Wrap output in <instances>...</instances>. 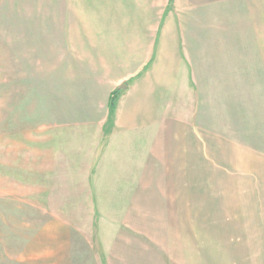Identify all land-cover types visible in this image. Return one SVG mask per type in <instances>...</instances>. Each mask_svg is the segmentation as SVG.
<instances>
[{
  "label": "crops",
  "instance_id": "1",
  "mask_svg": "<svg viewBox=\"0 0 264 264\" xmlns=\"http://www.w3.org/2000/svg\"><path fill=\"white\" fill-rule=\"evenodd\" d=\"M114 1H58L53 109L8 133L16 173L103 214L87 264H264V47L223 45L204 0L185 24Z\"/></svg>",
  "mask_w": 264,
  "mask_h": 264
},
{
  "label": "rangeland",
  "instance_id": "2",
  "mask_svg": "<svg viewBox=\"0 0 264 264\" xmlns=\"http://www.w3.org/2000/svg\"><path fill=\"white\" fill-rule=\"evenodd\" d=\"M58 1L0 0V264H87L93 249L80 238L81 232L88 227L95 239L101 235V229L91 226L98 227L103 214L70 212V197L59 195L68 193L71 182L16 173L17 159L7 139L12 130L28 129L29 109H53L54 26L61 8L68 7ZM130 1L140 2L125 0ZM141 1L157 5L158 15L173 13L184 24L194 19L196 0ZM200 8L205 28L220 30L223 45L247 49L238 54L246 59L252 50L258 60V48L264 47V0H204ZM117 15L111 12L109 19L116 21ZM20 110L26 111L24 118ZM70 220L86 226L76 231ZM71 252L79 254V260H69Z\"/></svg>",
  "mask_w": 264,
  "mask_h": 264
},
{
  "label": "trees",
  "instance_id": "3",
  "mask_svg": "<svg viewBox=\"0 0 264 264\" xmlns=\"http://www.w3.org/2000/svg\"><path fill=\"white\" fill-rule=\"evenodd\" d=\"M112 104L114 103V99L112 100V102H111Z\"/></svg>",
  "mask_w": 264,
  "mask_h": 264
}]
</instances>
